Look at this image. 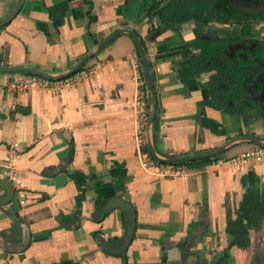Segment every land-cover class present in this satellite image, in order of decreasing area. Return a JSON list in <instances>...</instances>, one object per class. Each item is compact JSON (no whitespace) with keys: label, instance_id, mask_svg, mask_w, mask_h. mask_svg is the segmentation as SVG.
Returning a JSON list of instances; mask_svg holds the SVG:
<instances>
[{"label":"crops","instance_id":"1","mask_svg":"<svg viewBox=\"0 0 264 264\" xmlns=\"http://www.w3.org/2000/svg\"><path fill=\"white\" fill-rule=\"evenodd\" d=\"M16 1L0 0V19ZM170 1L149 18L153 0H23L0 27V65L61 72L115 30L132 28L153 72L151 136L159 156L208 152L240 135L264 140V100L248 104L238 82L227 107L219 104L209 88L215 71L205 66L194 73L189 65L200 55L191 42L197 24L167 23ZM213 27L221 35L264 40V20L203 30ZM156 29L159 35L149 39ZM135 46L128 34L117 35L69 86L35 77L38 84L20 91L12 84L34 75L0 72V181L11 165L18 174L12 200L0 205V264H264V216L259 227L240 220L247 224V247H237L226 231L228 211L235 218L248 192L264 190V163H232L258 144L237 140L220 156L190 166L152 161L135 143L138 131L145 137L140 101L148 104ZM221 83L218 93L227 90ZM114 196L135 212L124 256L103 248H116L124 234L123 211L101 213Z\"/></svg>","mask_w":264,"mask_h":264},{"label":"trees","instance_id":"2","mask_svg":"<svg viewBox=\"0 0 264 264\" xmlns=\"http://www.w3.org/2000/svg\"><path fill=\"white\" fill-rule=\"evenodd\" d=\"M164 1L165 0H153L152 5L147 10V16L150 18L152 13ZM86 3H88L87 15L89 18H91V3L88 1H86ZM164 12L166 13L163 19L171 26L179 25L189 21H194L197 24L194 27V33L196 34V37L191 40V42L199 47L200 55H197V57L190 59L189 65L192 66L194 73L199 72L205 66H208L209 69H213L215 71V74L211 77L209 82V88L213 91V93L214 90H217V82H221V80H223V77H226L229 74L232 77L233 83H238L241 81L242 71L238 70V67H236V65L232 63L224 54L227 49L228 38L220 35L216 36L208 32L206 33L203 28L205 26H208L211 21L228 22L235 19H247L250 17L254 20H264V10L260 14L249 15L238 12L235 8L232 7L231 4H229L228 0H173L168 2L167 9ZM160 31V29L151 31L148 38L151 40L155 39L159 35ZM204 32L208 35V38H201L199 36V34H204ZM260 41L262 44H264V40ZM191 42H189V44H191ZM257 54L259 55V57L264 58V47H260V50H258ZM82 68L83 67H81L76 73L60 80H65L76 75L82 70ZM141 74V77L143 79L141 88L147 90L144 74L142 71ZM34 77L49 80L40 76ZM229 91L230 89H227L226 92H219L218 96H215V99H217V101H221V103L219 102V104L223 107H227V102L230 98L227 94V92ZM250 100L251 99L248 98V104H250ZM239 110L240 109H238L237 111ZM261 115L264 116V113H261ZM142 151L148 154L152 161H156L150 155L149 149L146 144L143 145ZM209 160L210 158H204L201 160H194L192 162L166 163V165L190 166L195 162H206ZM80 183L82 184L83 182ZM227 214V233L233 237L237 247H247L249 244L247 224L253 227H259L264 216V190L260 194H252L248 192L244 197L243 205L239 209V212L235 218L231 217L229 211ZM241 219H244L247 224L242 223L240 221Z\"/></svg>","mask_w":264,"mask_h":264},{"label":"water","instance_id":"3","mask_svg":"<svg viewBox=\"0 0 264 264\" xmlns=\"http://www.w3.org/2000/svg\"><path fill=\"white\" fill-rule=\"evenodd\" d=\"M232 3L236 5L239 9L238 11L245 13V14H259L264 10V0H230ZM23 0H17L14 7L9 11L7 15H5L2 19H0V27L4 26L7 22H9L19 11ZM248 3L250 6L256 5L258 6V10L253 11L249 9H243L244 4ZM121 33L128 34L131 39L133 40L134 44L137 47L140 63L142 67V71L144 74V79L148 91V111H147V118L145 122V144L149 149L150 155L158 162V163H177V162H192L194 160H200L204 158H214L220 156L226 149L229 144H232L234 141L237 140H245L250 141L255 144L264 147V140L260 139L257 136H244L240 135L236 138H232L228 140L225 144L220 146L217 149L202 152V153H194V154H186V155H176V156H159L156 153V149L152 140V128L153 122L156 114V104H157V96L155 91V85L152 75V69L150 68V63L148 60L147 51L145 45L143 44L140 36L133 30L132 28H119L115 30L111 35L107 38L102 39L101 41L97 42L95 45L92 46L83 56H81L73 65L67 68L64 71L51 73L44 71L39 68L31 67V66H23V65H0V72H16V73H23L27 75H34L40 76L49 80H60L67 76H70L76 73L90 58H92L100 49L106 46L114 37ZM0 188L4 190V194L0 195V205L9 203L15 193L14 186L9 178L2 179L0 181ZM118 208L124 212L126 216V223L124 234L122 236L121 243L116 247H110L108 244L104 243L103 248H106L109 252L116 254V255H125V250L127 246L132 240V235L135 230V212L132 204L118 196H114L109 198L105 205L103 206L101 213H105L109 210Z\"/></svg>","mask_w":264,"mask_h":264},{"label":"flooded vegetation","instance_id":"4","mask_svg":"<svg viewBox=\"0 0 264 264\" xmlns=\"http://www.w3.org/2000/svg\"><path fill=\"white\" fill-rule=\"evenodd\" d=\"M228 2L229 4H232V7L235 8L237 11L239 10L236 7V5L232 3L230 0H228ZM242 6L243 9H249L253 11L258 10L259 8L256 5L250 6L248 3ZM228 22L211 21L206 27L209 28L211 25H225ZM218 31L219 30L217 28L213 27L211 31L206 30L205 32L214 34L216 36L220 35L228 38L225 55L232 63L236 65V67H238V70L242 71V79L240 81L241 86H244L243 88H245L246 92H248V98H251L252 103H254V101H259L261 99L264 100V58L259 57V55L257 54L258 50H260V47H264V44H262L260 41L261 39L256 36H246V37L241 35L225 36L218 33ZM205 32L204 34L202 33L199 34V36L201 38L203 37L208 38V35ZM248 78L251 83L247 85L246 79ZM223 81L226 84L227 89H230V91L227 93L229 94V96H231L232 95L231 88L233 87V82L230 74L224 77ZM221 84H222L221 82L219 81L217 82V86H216L217 90H214L213 93L215 96H218L219 94L218 88ZM261 105L263 106L264 103L262 102Z\"/></svg>","mask_w":264,"mask_h":264},{"label":"built area","instance_id":"5","mask_svg":"<svg viewBox=\"0 0 264 264\" xmlns=\"http://www.w3.org/2000/svg\"><path fill=\"white\" fill-rule=\"evenodd\" d=\"M140 77L141 75L138 74V78ZM70 78L64 80L65 86L70 85L71 83V81H69ZM35 84H38L35 77L27 76L26 78L18 82L17 85L14 83L12 84V86L17 88L20 91H24V90L29 89L31 86ZM141 99H142V95H141ZM140 106L142 107V110H145V109L147 110V103L144 100L140 101ZM139 132L140 131H138V133L136 134L137 136L135 138V143L137 146H142L145 144V137L141 135V132L139 134ZM232 163H234L237 166H247V167H253L257 164L264 163V147L260 145H255L253 147L247 148L246 150L240 152L236 156V158L232 159ZM8 176L12 184L16 187L18 184V174H17V169L14 165H11L9 167Z\"/></svg>","mask_w":264,"mask_h":264},{"label":"rangeland","instance_id":"6","mask_svg":"<svg viewBox=\"0 0 264 264\" xmlns=\"http://www.w3.org/2000/svg\"><path fill=\"white\" fill-rule=\"evenodd\" d=\"M258 256H260V255H258ZM257 258V256H255V259ZM259 259V258H258ZM249 262V261H248Z\"/></svg>","mask_w":264,"mask_h":264}]
</instances>
